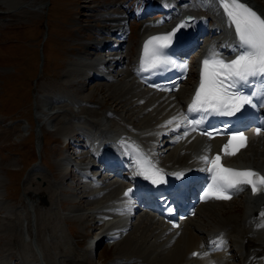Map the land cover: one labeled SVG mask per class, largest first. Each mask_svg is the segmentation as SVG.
<instances>
[{
    "label": "bare ground",
    "instance_id": "bare-ground-1",
    "mask_svg": "<svg viewBox=\"0 0 264 264\" xmlns=\"http://www.w3.org/2000/svg\"><path fill=\"white\" fill-rule=\"evenodd\" d=\"M196 1L199 2V0H144L142 6L146 5L148 9L143 12L135 10L132 16L127 11L119 14L111 10L115 4L96 6L93 12L110 10L106 16H103L104 18L100 19L109 26L99 28L93 39L78 44L82 52L75 59L70 60L66 73L63 75V81H60V87L67 89L69 93L66 99L49 100L41 96L39 100L37 99L35 116L38 122L37 127L68 130L65 135L70 134V137H76L77 141L69 139L65 144L66 147L74 143H82L85 138L94 145L99 143L103 147L108 145L107 151L114 153L111 143L118 139V145L123 146L133 159H147L158 169H162L165 175L199 169L200 163L197 159L200 154L218 150L221 143V139L205 141L203 138L185 136L179 128L182 111L199 85V76L192 85H189L190 78H188L175 94L153 93L142 88L137 82L138 59L132 58L138 54L139 50L142 56L143 45L150 37L173 31L182 24L183 17L189 15L191 21L184 22L185 27L176 31L174 46L184 47L196 58L197 63L198 61L201 63L210 54V49L228 57V61L234 59L238 43L232 30L230 29L229 32L225 28L214 9H211V12L203 7L196 10ZM205 1L208 5L209 0ZM9 2L5 4L0 0V17L19 18L24 15H34L45 6L41 0H32L23 6L14 4V8ZM241 2L264 18V5L261 7L258 4L260 0H241ZM155 11H157L155 16L163 15V17L146 20L145 17ZM129 15L126 21L125 16ZM87 19L89 17H85V20ZM135 24L139 26L137 42L128 44L131 26ZM76 28L79 30V27ZM91 29L96 30V26L92 25ZM120 46L121 50L118 52ZM88 68H93L94 71L91 70L93 75L88 74ZM184 85L187 87L183 88ZM91 87L89 99L93 98L95 91L104 90L107 94L103 98L101 96L102 101L98 99V104L103 100L109 102L119 113L113 111L114 113L106 112L98 116L94 109L89 108L86 104L88 100L85 97L82 98V95ZM64 106H70L71 109ZM67 116L72 120L67 119ZM109 119L115 121L111 127L107 126ZM78 120L82 121L81 125L76 124ZM169 120H173V123L167 124ZM248 133V146L226 161L234 169H251L264 176V135H254L251 131ZM177 136L181 139L177 140ZM68 157L69 155H63L60 159L67 162L64 173L69 177L65 178V182H74V177H78L77 180L81 178L80 185L74 184L75 190L80 187L78 193L81 194L76 202H85L86 206L93 207L92 210L76 213L74 216L78 220H84L91 214L93 222L88 223L91 233L96 235L110 233L118 236V240L111 244L115 245L118 254L106 264H208L211 260L217 261L218 264H228L231 258L230 252L238 255L236 264L238 260L239 264H264V226H262L264 216L261 215L264 213V193L252 195L247 187L238 191L236 195L240 198L239 215L233 214L234 209L228 208L234 199L227 202L212 201L201 204L193 218L182 222L178 230L169 231L157 214L139 206L143 203L142 199L133 200L129 196H124L123 189L126 184L132 180L136 183L127 169L101 170L97 179L102 187L92 184L90 186L87 181H84L86 184L82 186L84 177L81 173L72 172V165L68 167L70 163ZM81 157L95 158L89 150H85ZM102 164L99 161L95 162V166ZM37 170L41 171L40 163L29 168L25 181L28 182L30 173ZM91 170L99 171V167L95 168L93 165ZM137 177L141 178L138 186L147 188L148 180L142 176ZM30 212L33 222L32 236H29V228L26 226L24 230L27 233H24L23 240L29 248L26 256H34L32 260H29L28 256L25 259L20 257L22 264H46L45 257H48L49 264H65L68 258L67 253L65 258L64 253L59 257L61 253H58L56 248L51 249V252L45 250L46 246L50 245L57 247L62 244L66 248L70 247L78 254L77 264L87 263L88 255L96 251V248L92 247L94 238L85 247L87 255L83 254L80 247L73 249L70 244L72 237L64 233L65 228L60 226L59 222L57 225L54 222L52 224L56 233L44 236L41 243L37 239V234L43 225H36L35 210ZM48 213L54 215L53 217L58 215L55 207L48 210ZM15 216L14 213H10L8 218L13 221ZM6 225V230H0V239L13 240L12 225ZM98 225H100L99 228ZM214 241L224 244L225 249L208 254L206 247ZM194 250L199 251V257H191ZM205 253L207 255H204Z\"/></svg>",
    "mask_w": 264,
    "mask_h": 264
},
{
    "label": "rangeland",
    "instance_id": "rangeland-1",
    "mask_svg": "<svg viewBox=\"0 0 264 264\" xmlns=\"http://www.w3.org/2000/svg\"><path fill=\"white\" fill-rule=\"evenodd\" d=\"M2 1L5 4L10 1L12 3L10 6L13 7L14 4L15 6L26 5L32 0ZM41 1L45 6L34 15H24L19 18L0 17V230H6L5 227L8 224V226L12 225L11 229L13 228L14 233L13 240L0 239V264H22L20 259L28 256L26 253L29 248L23 237L24 233H27L24 230L26 226L29 228V236H32L33 222L30 211L33 209L35 210L34 223L43 225V228L39 230L40 234H37V239L41 243L44 236L56 233L52 224L57 225L59 222L60 226L65 228L64 233L72 237L70 244L73 249L80 247L83 254L87 255L85 247L91 241L90 236L93 234L88 223L93 222V219L90 212V216L85 217L84 220L76 219L74 214L92 210L93 207L86 206L85 202H76L81 194L78 193L80 187L75 190L74 184L80 185L81 178L77 180L78 177H74V182H65L68 174L64 173L66 167L60 159L63 155L70 153V147L63 146V136L68 130H57L55 127L49 130L46 126L39 129L34 117L37 111L36 102L41 94L56 90H59L58 92L64 97L69 95L67 89L60 87V81H63V75L66 73L70 60L75 59L82 52L78 44L93 39L99 28L109 26L100 19L104 18L103 16H106L110 10L93 12L96 6L115 4L114 9L111 10L119 14L127 11L131 13V16L135 10L143 12L148 9V6H142L144 0ZM258 4L262 7L264 0H260ZM156 12L145 17L146 20H153ZM85 17L89 19L85 20ZM129 17L130 15L125 16L126 21ZM92 25L96 26V30H90ZM76 27H79V30ZM138 31V24L131 26L128 44L137 42ZM120 50L121 46L117 51ZM193 75L192 72L189 85L192 84ZM186 85L188 86V82ZM186 85L183 88H186ZM91 90L92 87L87 89L82 98L85 97L88 100L86 104L94 109L98 116L106 112L119 113L109 102L103 100L98 104V99H101V96L103 98L107 94L106 91H95L93 98L89 99ZM26 91H28L27 94H25ZM67 107L70 108V106H64V108ZM67 119L70 118L67 116ZM36 163H40L41 171L30 173L29 181L26 182L29 168L31 169ZM85 184L83 181L82 186ZM237 198L228 205V208L234 209L232 213L239 215L240 198ZM53 207L58 212L55 217L48 213V210ZM10 213L16 215L13 221L8 218ZM94 220L96 221V218ZM97 227L99 228L100 225ZM245 242L244 240L243 243ZM64 247L62 244L57 247L50 245L46 246L45 250L51 252V249L56 248L58 253H61L59 257L64 253L66 258L65 253H67L68 258L65 264H77L76 260L79 259L77 252L70 247H65L64 250ZM115 249V245H110L108 241L102 242L95 252L88 255L87 263H83L106 264L118 254ZM33 256L27 258L32 260ZM237 257V253L232 252V259L228 264H236ZM44 260L46 264L50 263L48 257Z\"/></svg>",
    "mask_w": 264,
    "mask_h": 264
},
{
    "label": "snow or ice",
    "instance_id": "snow-or-ice-1",
    "mask_svg": "<svg viewBox=\"0 0 264 264\" xmlns=\"http://www.w3.org/2000/svg\"><path fill=\"white\" fill-rule=\"evenodd\" d=\"M218 4L223 9L229 26H234L239 50L236 51L234 59L226 62L219 58V53L210 49V54L202 60L199 85L187 109L189 113L201 114L200 119L187 121L193 131L194 126L200 125L207 115L235 116L245 105H252L254 96L259 94L261 98H264V18L241 0H218ZM183 27H185L184 23L178 25L172 32L152 36L145 41L141 64L153 69L176 65L174 60L164 54L163 49L172 43L176 31ZM176 66L186 70V65ZM257 78L262 82L259 93L252 92L251 95H244L240 92V87L249 85ZM185 119L187 120V117ZM173 120L166 123L171 124ZM260 131L261 129L257 128L256 134L259 135ZM184 135L187 136L188 132L185 131ZM207 135L211 137L212 133H207ZM179 139L181 137L177 136V140ZM247 139L248 137L243 132L230 135L227 143L223 145L224 156L236 155L242 147L246 146ZM199 159L206 165L202 171L211 174V183L207 185L201 199L207 200L209 197L230 199L228 194L230 191H242L245 186L251 188L253 195L264 193V176L259 173L251 169L239 170L225 167L221 163L220 155L211 159L204 155ZM134 167L136 169L134 175L142 176L145 180L151 181L153 185L166 182L163 170L158 169L147 159H136ZM170 175L180 179L184 173L175 172ZM131 191V189L125 191L124 196H129ZM261 215L264 216V213ZM192 255L198 256L199 254L193 253Z\"/></svg>",
    "mask_w": 264,
    "mask_h": 264
}]
</instances>
